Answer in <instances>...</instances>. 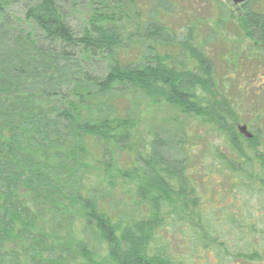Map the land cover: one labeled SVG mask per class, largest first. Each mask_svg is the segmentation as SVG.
Returning a JSON list of instances; mask_svg holds the SVG:
<instances>
[{
  "label": "trees",
  "instance_id": "trees-1",
  "mask_svg": "<svg viewBox=\"0 0 264 264\" xmlns=\"http://www.w3.org/2000/svg\"><path fill=\"white\" fill-rule=\"evenodd\" d=\"M20 1L47 44L18 31L0 45V260L7 243H30L22 236L35 228V202L45 196L53 221L67 217L66 230L88 228L107 247L100 256L76 237V252L66 242L64 258L76 255L85 264L264 263V174L248 170L253 161L264 170V14L250 10V2L240 6L234 38L217 41L219 74L200 46L198 22H181L174 39L175 30L143 18L134 0H87L86 27L75 37L62 19L65 0ZM13 2L0 0V29L11 31L4 20ZM21 42L29 48L25 62L17 49H7ZM236 43L245 50L238 52ZM71 56L86 62L103 56L109 64L103 77L82 76L80 91L45 106L50 79L42 78L50 83L45 91L33 87L23 63L51 67ZM90 82L94 95L86 91ZM120 90L196 119L207 139L201 146L193 139L183 160L167 159L157 134L138 136L136 120L108 104V95ZM91 97H101L96 110L102 112H91ZM239 126L251 131L250 139ZM115 150L127 154L124 161ZM82 167L121 193L142 218L128 224L92 200ZM69 172L71 179L60 181Z\"/></svg>",
  "mask_w": 264,
  "mask_h": 264
},
{
  "label": "rangeland",
  "instance_id": "rangeland-1",
  "mask_svg": "<svg viewBox=\"0 0 264 264\" xmlns=\"http://www.w3.org/2000/svg\"><path fill=\"white\" fill-rule=\"evenodd\" d=\"M65 1V4H62L61 7L62 19L71 29L73 35L77 37L86 27L90 12V3H88L87 0ZM134 1L137 3V6L141 4L139 12L143 18L157 24L161 22L162 25L166 24L172 30H175L171 35L174 39V35H178V31L182 29L183 24H181V22L200 23L198 26V41L201 44L200 46H202L204 52L212 60L216 72L221 74V68L217 62L219 56L217 41L225 40L228 42L234 38L235 23L239 22V19L242 17V9L240 6L232 5L230 0H214L215 2L213 4H210V0L209 2L208 0H165V6L158 2V0ZM249 2L250 10L264 14L263 3L259 4L255 0H250ZM132 11L133 9L131 12L129 11L127 15L131 21L134 20V12ZM24 12L25 9L22 2L20 0H14L13 4L8 8V13L4 20L5 23H8L7 26L11 28V31L3 30L5 28L0 29L1 46L10 42V37L14 38L18 31L24 32L22 35L29 34L35 43L43 42V46L47 44L42 41L41 37L38 38L41 33L34 28L32 23L25 19ZM2 22L3 20H0V24ZM214 22L218 24L213 26ZM129 32L131 37L135 34L134 29H131ZM132 38V42L136 40L134 37ZM244 42L248 41L246 40ZM11 44L12 43L8 44V51H12L14 48L17 49L18 52L23 55V62H25L28 58V54L23 53L29 49L27 44L21 42L17 45V48L12 47ZM235 48L238 52H242L243 49L245 50L242 44L239 43H236ZM3 52L4 51L0 52L1 56L5 55ZM50 56L56 59V55ZM70 59L64 60L58 58L56 62L53 61L51 63L53 64L51 67L45 66L46 63L44 61H39L40 59L38 60L40 63L34 61L36 64L32 67H30L27 62V64L23 63L26 69H28L27 80L30 84H34L33 87L45 91V85L50 83L48 81L43 82L42 80L45 76L50 79L53 88L51 87L49 90L50 95L48 94V102L44 103L45 106L47 103H50L51 106L53 103L58 104L57 100H59V97L69 99L73 89L80 91L79 88H81V85L79 81L83 80L82 76H93L95 78L103 77L109 64L103 56L96 57L92 62L80 60L81 57L78 56H71ZM57 64L59 65L58 69ZM249 70H252V68ZM248 76L251 77L252 73L248 72ZM38 78H40V81ZM90 84L92 83L90 82ZM12 91L17 90L12 88ZM86 91L94 95L98 90H96L95 86L92 84ZM111 93V95H108V98L111 96H113V98L108 104L121 113L124 112L129 114V116H132L136 120L138 136H142V138L146 140L147 138L144 134H146L148 130L157 134L165 145L163 155L169 160H183L187 155L189 145L193 139L198 143V146H201L207 139V136L200 137L202 128L197 123L196 119H186L164 105H153L145 101L142 96L133 94L128 90L112 91ZM100 99L101 97L96 100L93 97L89 99V102H93L95 108V110H91L94 115L102 112V109L96 110L98 106L96 104H98L97 102H99ZM248 132L252 134L250 130ZM201 138H203L202 141H200ZM112 152L114 156L121 158L123 161L125 157H127L126 153H121L122 151L115 150ZM121 160L119 159V161ZM83 165H85V162ZM87 169L89 168H83V170L87 172L82 176V185L87 188L89 192L88 195L92 200L96 201L101 207H104L110 214L128 224L142 218L143 213L140 212L136 206L131 204L121 193L113 191L104 184H101L99 175ZM248 170L252 173L264 174V170L261 169L257 161H253ZM96 173L98 174L97 171ZM69 177H71L70 172L67 173L66 176H61L60 181L67 183L68 179H71ZM45 202H48L45 196L36 200L35 204L38 208V210H36V213L38 212L36 217L37 222L35 223L36 226L28 232V235L23 234L22 236L24 241L29 240L30 243L25 242L20 245L7 243L3 253L6 255V258L0 260L3 264H85L82 259L76 255H68L64 258V253H67V247H69L66 242L71 245L72 252H76V237L82 240L84 242L83 244H85L87 249L92 253H96L100 256L107 253V247L90 229H85L83 233L78 232L76 234L74 231L70 233V231H68L70 223L69 218L57 216L53 221L54 216L50 211L49 214H47L48 209L46 208L47 204H45ZM67 228L68 230H66ZM38 235H40L42 241L37 238ZM67 236H70L71 239H67ZM31 242L37 246H34ZM30 246L35 248H33V252ZM50 250L54 251L53 255H51ZM6 251L8 253H5ZM49 258H52V260ZM62 258H64V260ZM210 261L209 258L208 262ZM257 264L264 263L259 262Z\"/></svg>",
  "mask_w": 264,
  "mask_h": 264
},
{
  "label": "water",
  "instance_id": "water-1",
  "mask_svg": "<svg viewBox=\"0 0 264 264\" xmlns=\"http://www.w3.org/2000/svg\"><path fill=\"white\" fill-rule=\"evenodd\" d=\"M230 1H231V4L234 6H241V5L249 2L250 0H230ZM237 131L240 135L244 136L246 139L251 138V134L247 131L246 127L239 126V127H237Z\"/></svg>",
  "mask_w": 264,
  "mask_h": 264
}]
</instances>
